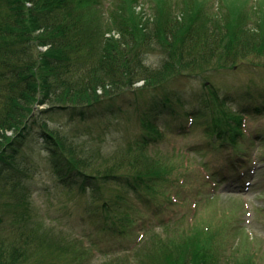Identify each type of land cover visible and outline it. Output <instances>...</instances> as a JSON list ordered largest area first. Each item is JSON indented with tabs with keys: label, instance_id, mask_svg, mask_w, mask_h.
<instances>
[{
	"label": "trees",
	"instance_id": "1",
	"mask_svg": "<svg viewBox=\"0 0 264 264\" xmlns=\"http://www.w3.org/2000/svg\"><path fill=\"white\" fill-rule=\"evenodd\" d=\"M250 1H219L218 20L206 0H145L159 17L152 23L134 12L141 0H113L111 10L103 7L105 0H0V264H83L88 254L77 240L46 228L30 210L28 180L35 172L25 154L37 134L58 184L68 193L90 196L92 204L106 209V221L117 219L113 230L125 236L138 222L127 193L142 202L150 199L145 196L162 199L174 173L184 184L186 171L194 166L178 165L177 155L160 152L162 128L169 127L170 119L186 130L191 125L184 119L206 118L210 107L211 144L231 152L228 168L244 163L246 120L254 112L264 115V104L233 110L228 104L233 96L221 99L216 90L183 111L187 103L170 88L186 76L198 78L264 56V3L256 7ZM113 31L118 38L107 37ZM150 47L162 52L157 67L145 61ZM129 91L138 131L110 154L102 148L85 151L42 117L85 121L102 107L114 115ZM225 225L212 220L166 230L154 234L135 261L116 257L102 264H258L248 246L241 247L243 254L241 249L238 254L222 250Z\"/></svg>",
	"mask_w": 264,
	"mask_h": 264
},
{
	"label": "rangeland",
	"instance_id": "2",
	"mask_svg": "<svg viewBox=\"0 0 264 264\" xmlns=\"http://www.w3.org/2000/svg\"><path fill=\"white\" fill-rule=\"evenodd\" d=\"M141 1L134 12L143 13L146 20L154 23L153 19L159 18L156 17L157 12L150 13L145 0ZM206 1L208 12L214 13L213 16L221 20L222 11H219L218 5L221 0ZM112 2L105 0L103 7L111 10ZM259 2L264 3V0H251L250 5ZM111 36L118 38V33L113 31L107 35ZM145 58L148 65L157 67L163 56L162 52L150 47ZM238 63L236 68L214 71L198 78L186 76L173 85L170 89L187 103L183 111L199 105L197 99L202 97L205 100L211 91L216 90L220 98H225L228 93L233 96L234 99L228 103L233 110L263 105L264 56ZM204 84L208 88H204ZM142 86L140 82L136 88L141 89ZM134 100V95L129 91L124 97V103L118 105L116 114L106 115L102 107L85 121L71 122L63 116H54L52 119L45 115L42 117L52 127L63 128L85 151L102 148L106 154H110L119 145L124 146L138 131V112ZM209 109L206 107L204 111L206 118L197 119L195 123L184 119L185 125H191L186 130L179 129L178 121L173 119L169 120L167 129L163 125L165 139L158 146L160 152L177 155L178 165L190 162L194 166L186 171L184 184H181L179 175L174 173L162 199L154 200L153 197L145 196L150 199L142 202L135 193H127L135 207L132 217L138 221L130 227L128 235L113 230V221L117 219L106 221V209L100 210V207H96L98 205L92 204L90 196L81 197L79 191L68 193L58 184L47 163L48 151L38 134L28 141V154H25L27 162L32 163L25 164L32 166L35 172L28 180L31 189V194H28L30 210L46 228L68 235L88 250L83 264H102L116 257L127 259L128 256L135 261L154 234L163 235L166 230L173 229H190L193 223L204 226L212 220L217 224L226 223L227 231L224 235L227 241L224 243L225 248H222L225 253L238 254L241 247L248 246L249 253L255 254L258 264H264V115L254 112L247 118L244 148L248 158L242 165L232 164L233 167L228 168L229 162L226 161L232 158L231 152L214 148L215 145L211 144L214 139L208 126L211 117V114L210 117L207 114ZM194 147L200 148V152H195ZM181 155L186 158L182 160ZM179 171L184 172V168L180 167ZM241 175L243 177H239ZM178 179L180 181L177 182ZM168 195H174L179 201L171 202ZM108 196H111L110 191ZM210 197H214V203H211ZM110 206L113 212L117 210L116 204ZM241 253H244L242 249Z\"/></svg>",
	"mask_w": 264,
	"mask_h": 264
}]
</instances>
